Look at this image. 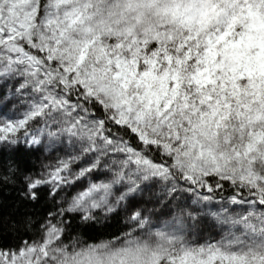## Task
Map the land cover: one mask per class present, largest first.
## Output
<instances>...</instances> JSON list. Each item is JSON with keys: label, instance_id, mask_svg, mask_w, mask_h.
<instances>
[{"label": "snow or ice", "instance_id": "obj_1", "mask_svg": "<svg viewBox=\"0 0 264 264\" xmlns=\"http://www.w3.org/2000/svg\"><path fill=\"white\" fill-rule=\"evenodd\" d=\"M0 87V264H264V0H0Z\"/></svg>", "mask_w": 264, "mask_h": 264}, {"label": "trees", "instance_id": "obj_2", "mask_svg": "<svg viewBox=\"0 0 264 264\" xmlns=\"http://www.w3.org/2000/svg\"><path fill=\"white\" fill-rule=\"evenodd\" d=\"M21 151H23V146H21ZM55 156V153L52 154ZM38 161H37V170H38ZM16 187L18 186H0V203H3L5 207H10L13 205L17 200L18 196L16 193ZM123 224V220L120 219L119 221L113 219L111 221L106 222V227L102 229L104 234L107 236L108 233L115 232L117 235L119 232L117 229H120Z\"/></svg>", "mask_w": 264, "mask_h": 264}, {"label": "rangeland", "instance_id": "obj_3", "mask_svg": "<svg viewBox=\"0 0 264 264\" xmlns=\"http://www.w3.org/2000/svg\"><path fill=\"white\" fill-rule=\"evenodd\" d=\"M6 92H7L6 88L0 87V94H6Z\"/></svg>", "mask_w": 264, "mask_h": 264}]
</instances>
